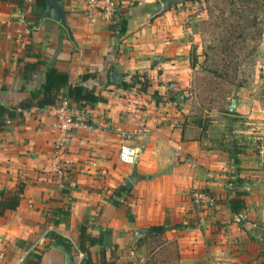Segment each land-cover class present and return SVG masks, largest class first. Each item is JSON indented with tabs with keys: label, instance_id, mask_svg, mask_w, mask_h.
I'll return each instance as SVG.
<instances>
[{
	"label": "crops",
	"instance_id": "1",
	"mask_svg": "<svg viewBox=\"0 0 264 264\" xmlns=\"http://www.w3.org/2000/svg\"><path fill=\"white\" fill-rule=\"evenodd\" d=\"M59 1L73 40L56 22L35 21L25 0H0V104H18L41 86L46 65L27 81L20 75L41 60L71 85L95 74L80 85L99 101L71 103L92 128L72 130L62 147L51 113L58 103L0 132V191L24 185L19 206L0 215V264H264L255 151L264 102L242 90L227 109L232 119L205 121L213 104L191 88L184 12H163L167 0H121L123 35L89 0ZM135 73L149 80L146 92L117 86ZM121 145L137 150L134 165L119 162ZM236 179L245 204L237 215L228 206ZM193 192L213 203L196 205ZM164 224V232L149 231ZM81 227L95 241L85 251Z\"/></svg>",
	"mask_w": 264,
	"mask_h": 264
},
{
	"label": "rangeland",
	"instance_id": "2",
	"mask_svg": "<svg viewBox=\"0 0 264 264\" xmlns=\"http://www.w3.org/2000/svg\"><path fill=\"white\" fill-rule=\"evenodd\" d=\"M165 7L184 12L191 88L213 104L205 121L232 119L227 109L242 90L264 102V0H167Z\"/></svg>",
	"mask_w": 264,
	"mask_h": 264
},
{
	"label": "trees",
	"instance_id": "3",
	"mask_svg": "<svg viewBox=\"0 0 264 264\" xmlns=\"http://www.w3.org/2000/svg\"><path fill=\"white\" fill-rule=\"evenodd\" d=\"M35 6L37 4V8L31 7V14L34 15V20L40 19L43 9L45 8V0H34ZM24 9L27 8V5L23 3L22 6ZM118 10L113 14L110 19V24L108 29L112 32L117 31L120 35H123L126 32L127 21L122 14H119L117 18L115 17ZM38 58V55L33 56ZM46 65V72L44 81L41 86L31 91L29 96L19 102L18 104H0V132L4 131L7 125L10 122L23 120L24 113L30 111L35 108L38 110H42L49 106H53L56 103H59L63 99H68L70 102L75 104L83 105L88 104L92 105L99 101V98L95 96L92 92H85V88L80 85L87 81L88 79H93L95 74L86 72L80 77L79 84L71 85L68 82V74L65 72H60L54 65L47 66L45 62L37 61L24 65L23 69L20 71V75L24 80H29L31 75L40 65ZM117 86L123 89L136 88L140 92H146L150 87V82L145 75L135 73L130 77V81L120 80L117 83ZM239 184V180H232L230 182L231 185V193L228 199V206L232 214H239L245 209L244 204V193L242 191L237 190V185ZM24 189V185L22 183H18L16 190L14 192H3L0 191V215H3L5 211H14L19 206L20 195L22 194ZM124 188H120L119 190H123ZM117 190V191H119ZM207 195V192H203ZM167 230V225L159 227H152L149 231H159L164 232ZM79 249L81 251H85L86 243L89 245H93L95 241L88 235L85 234V228L81 227L79 230ZM58 239V237H57ZM60 240V239H58ZM243 264H251L249 262H245Z\"/></svg>",
	"mask_w": 264,
	"mask_h": 264
},
{
	"label": "built area",
	"instance_id": "4",
	"mask_svg": "<svg viewBox=\"0 0 264 264\" xmlns=\"http://www.w3.org/2000/svg\"><path fill=\"white\" fill-rule=\"evenodd\" d=\"M91 7L103 9L102 18L110 20L113 14L119 10L121 0H89ZM26 10L30 11L34 0H25ZM93 20V19H92ZM68 99L61 100L56 106L51 107V113L56 120V128L60 135L57 140V146L62 147L72 130L80 128L90 130L92 124L86 114L77 110L71 105ZM256 159L258 168L264 176V141H260L256 146ZM137 159V150L133 147L121 145L118 150V160L125 165H134ZM191 198L196 203L211 205L213 198L203 192H193Z\"/></svg>",
	"mask_w": 264,
	"mask_h": 264
},
{
	"label": "water",
	"instance_id": "5",
	"mask_svg": "<svg viewBox=\"0 0 264 264\" xmlns=\"http://www.w3.org/2000/svg\"><path fill=\"white\" fill-rule=\"evenodd\" d=\"M165 5H166V2H163V12L166 11ZM45 7H46L45 11L41 15L39 22H41L44 19H48V20L56 22L57 24H59L61 27L65 29L70 40H73L71 32L67 24V21H66L65 11H64V8L61 2L59 0H45ZM85 92H87V90H85ZM141 233L142 231H139V230L136 231V238Z\"/></svg>",
	"mask_w": 264,
	"mask_h": 264
}]
</instances>
